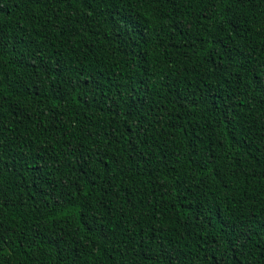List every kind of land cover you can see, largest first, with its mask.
I'll return each mask as SVG.
<instances>
[{"label":"trees","instance_id":"16d2710c","mask_svg":"<svg viewBox=\"0 0 264 264\" xmlns=\"http://www.w3.org/2000/svg\"><path fill=\"white\" fill-rule=\"evenodd\" d=\"M209 7L0 0V264H264V0Z\"/></svg>","mask_w":264,"mask_h":264},{"label":"snow or ice","instance_id":"6c2138e0","mask_svg":"<svg viewBox=\"0 0 264 264\" xmlns=\"http://www.w3.org/2000/svg\"><path fill=\"white\" fill-rule=\"evenodd\" d=\"M150 2V0H148ZM174 2V0H173ZM197 2H201V0H197ZM209 7V14H211V10L216 7L217 4H223L225 7L231 6V0H206ZM207 15L205 16V19H207Z\"/></svg>","mask_w":264,"mask_h":264}]
</instances>
